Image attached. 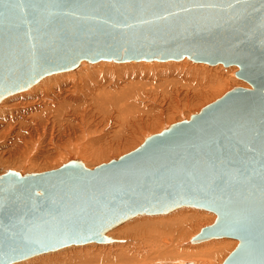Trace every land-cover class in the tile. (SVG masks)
<instances>
[{
  "label": "water",
  "instance_id": "obj_1",
  "mask_svg": "<svg viewBox=\"0 0 264 264\" xmlns=\"http://www.w3.org/2000/svg\"><path fill=\"white\" fill-rule=\"evenodd\" d=\"M63 22L74 26L72 56L60 55ZM50 32L53 53L24 76ZM182 60L236 67L250 88L232 87L92 169L75 159L39 173L5 170L0 264L110 243L106 233L127 221L182 208L215 216L191 244L235 240L221 264H264V0H0V100L81 61ZM18 76L27 83L11 86Z\"/></svg>",
  "mask_w": 264,
  "mask_h": 264
},
{
  "label": "bare ground",
  "instance_id": "obj_2",
  "mask_svg": "<svg viewBox=\"0 0 264 264\" xmlns=\"http://www.w3.org/2000/svg\"><path fill=\"white\" fill-rule=\"evenodd\" d=\"M67 24L70 23L63 22L64 27L59 30L58 47L62 50L60 55L67 50L72 56L71 47L74 40L65 38L75 34L74 26ZM57 33L50 32L40 36L47 41L40 45L38 55L28 63V67L34 68V72L31 70L24 76L39 74L37 72L41 69L38 67L44 64L45 57H49L40 54L53 53L49 50V45L53 44ZM31 51L36 53V49ZM52 62L62 61L57 58ZM87 63L81 61L80 69L75 72L71 71L77 68L44 75L37 82L29 84L26 89L0 100V103L4 100L0 104V126L7 128L13 141L12 156L6 160L0 157V164L25 168L28 164L32 165L38 161L49 163L60 160L63 152L74 157L69 160H75L78 156H85L86 160L99 159L112 150L116 149L117 152L121 147L128 148L135 138H146L149 128H152L153 132L157 127V133L164 129V115H178L176 110L180 111L184 102L189 106L193 99L197 100L202 96L205 99L210 98L218 91L220 92L217 96H220L232 85L250 88L245 83L235 81L233 74L236 67L223 70L221 65L208 67L206 64L187 60L178 63ZM45 65L48 68L58 66L52 63ZM170 72L178 73L180 78L190 77L205 84H213L214 87L207 92L209 88L203 90L202 87L200 89L202 85L193 83L187 87L189 89H185L184 94L170 90L166 96L158 99L157 95L137 91L136 85L133 84L136 78L144 79L146 76L158 82L159 77H169ZM52 75L54 76L48 77ZM43 78L46 79L42 80ZM26 81L27 79L18 76L10 85L19 87L26 84ZM165 81L170 80L163 79V83H166ZM13 95L16 96L10 97ZM8 97L10 98L6 99ZM169 214L138 216L119 225V228H114L113 230H116H111L113 232L110 233L113 239L116 238L115 243L112 239L111 244L96 243L103 246L94 245L95 243L73 246L61 252L39 255L16 264H221L237 245L235 240L213 239L205 241L206 243L186 246L183 242L190 240L200 228L211 224L215 216L191 208H182Z\"/></svg>",
  "mask_w": 264,
  "mask_h": 264
},
{
  "label": "rangeland",
  "instance_id": "obj_3",
  "mask_svg": "<svg viewBox=\"0 0 264 264\" xmlns=\"http://www.w3.org/2000/svg\"><path fill=\"white\" fill-rule=\"evenodd\" d=\"M172 62H174V61H172ZM189 62V61H188ZM162 63H166V62H162ZM176 63H178V62H176ZM88 64V63H87ZM190 64V63H189ZM88 65H95V64H88ZM208 67H210V66H208ZM212 67H214V66H212ZM216 67V66H215ZM221 68L224 70L225 68H223L222 67V65H221ZM80 69V65L77 67V69H75V70H72L71 72H75V71H77V70H79ZM228 69V68H227ZM236 71H237V68H236ZM174 74H175V76H174ZM177 74V75H176ZM169 77H159V80L160 81H153L152 79H148L147 78V76L146 77H144V79L143 78H141V77H138V78H136L135 79V81L133 82V84H135L136 85V89H137V91H139V90H142V91H145V92H148V93H150L151 95H153V96H156L158 99H161L163 96H166L168 93H169V91L171 90V91H181V93H185V89L189 86V85H193V83H194V85H198V84H200V85H202V86H200V89H202V88H204L203 90H205V89H208V90H206L207 92H209V91H211L212 90V88L214 87V85L213 84H205V83H203L201 80H194L193 78H180L178 75V73H173V72H170L169 74ZM54 75H52V76H48V77H53ZM173 76V77H172ZM48 77H46V78H48ZM233 77H234V79H235V81L236 82H239V83H244V82H242V81H240L239 79H237L236 77H235V75L233 74ZM46 78H43L42 80H45ZM161 78V79H160ZM143 79V80H142ZM163 79H168V80H170L169 82L168 81H165L166 83H163ZM42 80H41V82H42ZM145 80V81H144ZM148 82H147V81ZM187 80V81H186ZM191 81V82H190ZM152 82V83H151ZM40 83V82H39ZM142 84V85H141ZM154 84V85H153ZM246 84V83H245ZM38 85V84H37ZM210 85V86H209ZM154 86V87H153ZM206 86V87H205ZM216 86V85H215ZM235 85H232L231 87H230V89L232 88V87H234ZM202 87V88H201ZM211 87V88H210ZM159 89V90H158ZM169 89V90H168ZM187 89H189V88H187ZM230 89H228V90H230ZM227 90V91H228ZM27 91V90H26ZM220 91H218V92H216V95H214V96H211L210 98L208 97V98H206L205 99V97L204 96H202L201 98H199V99H197V100H192L191 101V103L189 104V106H187L186 105V103L184 102H181V103H183L184 105L182 106V108L184 109V110H182V108H181V110L180 111H178V110H176V114H178V115H173V116H171V117H168V115H164V120L162 121V124L163 125H166L167 126V124L169 125L170 124V122H172V123H175V122H178V121H181L182 119H187L188 118V116H190L191 114H193V113H196V112H198L203 106H205L206 104H208V103H210V102H212V101H214L215 99H217V98H219L220 96H217L218 95V93H219ZM22 93V92H21ZM225 93V92H224ZM20 94V93H19ZM16 95H18V94H16ZM16 95H13V96H10V97H14V96H16ZM159 95V96H158ZM10 97H8V98H6V99H9ZM192 97V96H191ZM5 99V100H6ZM147 100V99H146ZM4 101V100H3ZM2 101V102H3ZM157 101H159V100H157ZM1 102V103H2ZM0 103V104H1ZM189 110V112H187ZM181 111H183V112H181ZM180 114V115H179ZM171 123V124H172ZM165 126V127H166ZM164 127V128H165ZM0 128H1V126H0ZM3 130V131H2ZM159 129L156 127V128H154L153 129V132H152V128L150 129L149 128V132L145 135V136H147L148 134L149 135H151V134H154V133H157V132H155V131H158ZM5 131V132H4ZM0 157H2L4 160H6V159H8V158H10L11 156H12V154H13V141H12V139H11V135H10V133L9 132H7V128L5 127V128H1L0 129ZM148 135V136H149ZM138 138V137H137ZM5 139V140H4ZM145 139V138H144ZM144 139H142V138H138V139H134L132 142H131V144L132 145H129L128 146V148L127 147H121L120 149H121V151H120V149H118L120 152H118V150H117V152H115L116 151V149L115 150H112L111 151V153L109 152V154L107 153V154H104V155H102V156H100L99 157V159L97 158V159H89V160H86L84 157L85 156H83V157H77V159L76 160H80L84 165H85V167H87L88 166V168L89 169H92L93 167H95V166H97V165H99V164H102V163H106V162H108V161H110V160H112V159H117L118 157H120L121 155H124V154H126V153H128V152H130V151H132L133 149H135L136 147H138L143 141H144ZM142 140V141H141ZM133 143H137V145L136 144H133ZM67 144H64V146H66ZM64 148V147H63ZM68 149V148H67ZM64 151V150H63ZM6 152V153H5ZM9 153V154H8ZM64 153V155L61 157V161L60 160H55V161H50L49 163H44V162H36V163H34V164H28L25 168H14V167H11V166H7V165H5V164H0V173L2 172H4L5 170H15V171H17V172H20V173H22V174H24V173H39V172H44V171H47V170H53V169H55L57 166H58V164L59 163H61V164H63L64 162H67V160H69V158L70 159H73L74 157H72V156H70L69 154H65L66 152H63ZM116 153V154H115ZM118 153H119V155H118ZM2 155V156H1ZM10 156V157H9ZM70 156V157H69ZM94 157V156H93ZM92 157V158H93ZM68 158V159H67ZM64 160V161H63ZM66 160V161H65ZM95 160V161H94ZM98 162H97V161ZM57 161V162H56ZM59 161V162H58ZM87 163H85V162ZM63 162V163H62ZM92 162V163H91ZM94 163V164H93ZM48 166H47V165ZM55 164V165H54ZM61 164H59V165H61ZM3 166V167H2ZM46 166V167H45ZM49 166H51V167H49ZM53 166V167H52ZM55 166V167H54ZM48 167V168H47ZM59 167V166H58ZM45 168H46V170H45ZM17 169H19V170H17ZM22 169V170H21ZM24 170V171H23ZM191 209H194V208H191ZM181 210V209H180ZM195 210H198V209H195ZM199 211H202V212H206V214H210V212H207V211H203V210H199ZM212 214V213H211ZM210 214V215H211ZM168 215H170V214H168ZM213 215V214H212ZM163 216V215H162ZM165 216H167V215H165ZM149 217H152V216H149ZM132 221V220H131ZM120 227V226H119ZM118 227V228H119ZM117 229V228H116ZM115 229V230H116ZM201 229V228H200ZM115 230H113V231H115ZM113 231H111V232H109L108 234H107V237H109L111 240L113 239L112 238V232ZM111 233V234H110ZM115 237V236H114ZM162 238V237H161ZM191 238V237H190ZM218 240H221V239H218ZM113 241H114V243L116 242V238L115 239H113ZM112 242V241H111ZM204 243V242H203ZM206 243V242H205ZM108 244H111V243H108ZM108 244H105V245H108ZM183 244L184 245H189V244H191L190 243V240H187V241H184L183 242ZM94 245H102L103 246V244H94ZM66 249H69V248H66ZM63 250H65V249H63ZM63 250H59L60 252L61 251H63ZM58 251V252H59ZM57 253V252H56ZM45 256V255H44ZM227 256V255H226ZM178 260V259H177ZM177 260H175L176 262H177ZM180 260V259H179Z\"/></svg>",
  "mask_w": 264,
  "mask_h": 264
}]
</instances>
